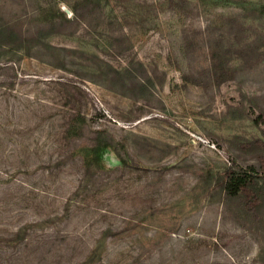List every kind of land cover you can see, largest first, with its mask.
Returning <instances> with one entry per match:
<instances>
[{"label":"rangeland","instance_id":"obj_1","mask_svg":"<svg viewBox=\"0 0 264 264\" xmlns=\"http://www.w3.org/2000/svg\"><path fill=\"white\" fill-rule=\"evenodd\" d=\"M1 29L0 264H264L224 187L264 182V0H0Z\"/></svg>","mask_w":264,"mask_h":264},{"label":"trees","instance_id":"obj_2","mask_svg":"<svg viewBox=\"0 0 264 264\" xmlns=\"http://www.w3.org/2000/svg\"><path fill=\"white\" fill-rule=\"evenodd\" d=\"M251 12H256L257 9L254 8L250 10ZM51 21V20H50ZM65 22L71 23V20L63 18L59 21V26H64ZM52 23V21H51ZM63 27H59L56 30H63ZM5 33L3 29L0 30V38L4 36ZM9 35V33H8ZM240 48L254 50V46L251 41H242ZM222 61L216 62L214 68L223 67ZM64 135L70 140H74L84 135V115L80 112L70 113L69 119L67 121V126L63 131ZM74 150L72 156L79 159L81 165L86 169L98 168L102 166L106 148L108 146V141L101 135H95L90 139V141L74 143ZM125 164L122 160L121 165ZM256 168L250 167L249 169H230L227 168L225 172V190L228 195L238 196L244 195L245 201L244 206L246 210L255 213L259 211L264 205V182L261 179V175L256 172ZM8 174L7 170H0V174Z\"/></svg>","mask_w":264,"mask_h":264}]
</instances>
